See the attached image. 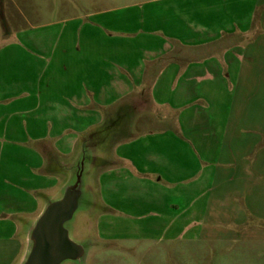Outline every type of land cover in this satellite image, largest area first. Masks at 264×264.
I'll list each match as a JSON object with an SVG mask.
<instances>
[{"label":"crops","instance_id":"1","mask_svg":"<svg viewBox=\"0 0 264 264\" xmlns=\"http://www.w3.org/2000/svg\"><path fill=\"white\" fill-rule=\"evenodd\" d=\"M29 3L0 0V217H5L0 219V240H12L41 212L46 199L57 195L82 142L92 141L102 121L98 111L124 101L146 77L154 78L153 99L158 107L174 113L179 129L164 128L128 139L123 135L115 142V159L122 165L108 168L102 178L109 184L130 181L134 189L155 185L165 190L171 200L157 209L169 228L191 227L193 199L185 185L211 163L205 151L198 150L200 159L193 150L198 137L209 138L193 122L211 111L210 98L216 100L225 92L231 74H222L214 60L194 63L187 51L175 52V45L186 48L243 29L250 24L256 2L151 0L108 8L107 1L41 0L47 9L41 10L40 17L37 11L20 10ZM69 9L80 12L49 20L50 12L60 15ZM156 88L159 95L161 88L170 91L157 96ZM165 145L173 154L164 155ZM93 150L91 174L104 160L94 145ZM72 153L65 163L63 159ZM177 153L184 155L181 169H195L191 175H173L160 167L161 159L169 163L180 159ZM155 178L157 184L151 181ZM88 186L94 206L89 181ZM105 199L109 213L99 221L103 220L105 237L114 239L117 222H127L130 205L124 209L115 200ZM199 210L200 222L209 232L214 229L213 214H217L214 226L221 257L229 260L227 253L232 252L245 261L264 258V227L249 224L264 221V217H258L251 196L218 192L213 201L201 198ZM26 215L33 217L20 225L13 219Z\"/></svg>","mask_w":264,"mask_h":264},{"label":"rangeland","instance_id":"2","mask_svg":"<svg viewBox=\"0 0 264 264\" xmlns=\"http://www.w3.org/2000/svg\"><path fill=\"white\" fill-rule=\"evenodd\" d=\"M99 1H107V7L114 8L133 3L143 4L151 0H97ZM254 1L256 8L252 11L250 24L243 29H235L230 35L221 33L207 41H196L186 48L175 45V52L187 51L194 63L209 64L214 60L221 65L224 71L222 74H231V80L225 84V92L216 100L210 98L211 111L199 115L193 122L194 127H200L201 135H209L210 138L198 137L197 145L192 143L193 150L200 159L201 151L198 150L205 151V157L207 156L211 163L185 183L189 198L193 199L191 227L185 229L181 226L177 230L169 228L168 222L163 218V212L157 209L166 207L171 200V195L165 190L155 185H141L134 189L135 185L130 181L109 184L102 178L108 168L122 165L115 159V142L121 141L123 135L128 139L139 134L158 132L164 128L174 131L179 129L175 124L174 113L161 109L153 99L154 78L146 77L140 87L135 88L124 101L109 110L98 111L102 121L95 129L93 137L91 136V143L104 160L98 162L89 180L96 204L90 212L78 214L72 224L74 239L90 238L93 241L94 247L87 264H264V258L245 261L238 259L239 254L232 252L227 253L231 257L229 260L221 257V245H218V233L214 226L217 214H213L214 229L209 232L200 222L199 210L201 198L203 200L211 197L213 201L218 192H236L251 196L258 217H264V0ZM31 4L36 7L30 8ZM27 7L20 10L37 11L39 17L41 10L43 12L47 9L42 6L41 0H30ZM79 12V9H69L64 14L58 12L60 15H52L50 12L49 20L73 16ZM231 59L232 67L229 69ZM210 65H214V62ZM155 91L157 96H164L170 89L161 88L160 95L159 88ZM164 117L168 118L161 121ZM164 147V155L173 154L174 150L169 146ZM73 154L66 156L64 162L68 163ZM177 154L181 155L180 159L170 163L161 159L160 167L173 175H191L195 169H181L179 164L184 155ZM201 177L203 181H200ZM157 180L158 178L151 179L155 184L158 183ZM109 191L112 192V197L107 194ZM105 198L115 200L114 202L124 209L130 205L126 208L130 212L125 216L127 222H117L114 239L105 237L103 220L99 221L100 216L109 213ZM31 216L13 219L20 225V222L33 217ZM249 224L251 227H264V221H250ZM23 249L22 232H17L12 240H0V264H17Z\"/></svg>","mask_w":264,"mask_h":264},{"label":"water","instance_id":"3","mask_svg":"<svg viewBox=\"0 0 264 264\" xmlns=\"http://www.w3.org/2000/svg\"><path fill=\"white\" fill-rule=\"evenodd\" d=\"M94 154L91 140H84L67 168L65 184L23 226L24 249L17 264H87L93 241L74 239L72 224L78 214L90 212L94 204L88 186Z\"/></svg>","mask_w":264,"mask_h":264}]
</instances>
